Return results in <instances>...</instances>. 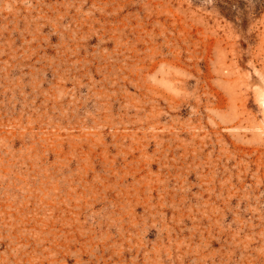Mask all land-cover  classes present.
<instances>
[{"label":"rangeland","instance_id":"1","mask_svg":"<svg viewBox=\"0 0 264 264\" xmlns=\"http://www.w3.org/2000/svg\"><path fill=\"white\" fill-rule=\"evenodd\" d=\"M0 264H264V0H0Z\"/></svg>","mask_w":264,"mask_h":264}]
</instances>
